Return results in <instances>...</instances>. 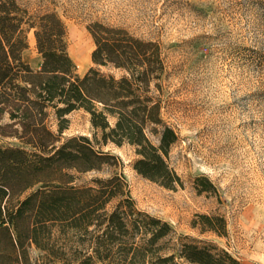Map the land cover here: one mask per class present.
<instances>
[{
  "label": "trees",
  "instance_id": "1",
  "mask_svg": "<svg viewBox=\"0 0 264 264\" xmlns=\"http://www.w3.org/2000/svg\"><path fill=\"white\" fill-rule=\"evenodd\" d=\"M87 28L94 66L80 76L56 12L31 14L17 0H0V136L17 141L0 146V264H243L211 242L175 239L168 222L136 207L117 172L76 183L116 164L86 136L62 140L65 116L83 109L104 142L135 148L139 175L183 185L168 162L178 134L162 115L160 45L99 21ZM31 30L37 70L23 58ZM199 225L226 233L223 216L198 215Z\"/></svg>",
  "mask_w": 264,
  "mask_h": 264
},
{
  "label": "rangeland",
  "instance_id": "2",
  "mask_svg": "<svg viewBox=\"0 0 264 264\" xmlns=\"http://www.w3.org/2000/svg\"><path fill=\"white\" fill-rule=\"evenodd\" d=\"M17 2L31 14L59 15L80 76L94 66L95 43L87 28L94 21L124 28L161 47L166 64L162 115L178 134L168 162L182 187L166 188L139 175L133 167L135 148L104 142L83 109L65 116L62 140L86 136L96 150L115 156L116 164L81 174L76 183L117 172L136 207L168 222L175 239L211 242L243 264H264V0ZM23 58L32 69L40 68L33 30ZM16 143L0 136V146ZM205 187L209 190L199 191ZM198 215L223 216L225 235L194 227Z\"/></svg>",
  "mask_w": 264,
  "mask_h": 264
}]
</instances>
